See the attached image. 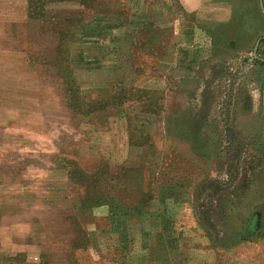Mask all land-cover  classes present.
I'll list each match as a JSON object with an SVG mask.
<instances>
[{
  "label": "rangeland",
  "instance_id": "374dc122",
  "mask_svg": "<svg viewBox=\"0 0 264 264\" xmlns=\"http://www.w3.org/2000/svg\"><path fill=\"white\" fill-rule=\"evenodd\" d=\"M206 1L0 0V264H264V15Z\"/></svg>",
  "mask_w": 264,
  "mask_h": 264
},
{
  "label": "crops",
  "instance_id": "0c3cea01",
  "mask_svg": "<svg viewBox=\"0 0 264 264\" xmlns=\"http://www.w3.org/2000/svg\"><path fill=\"white\" fill-rule=\"evenodd\" d=\"M184 1L190 7V10L192 12H194V13L198 12V17L196 18V20H194L193 22H191V21L188 22V25L186 26V30H185V36L193 37L194 34L197 33L198 35H196V36H198L200 39H203V37L205 39L207 38L208 45H210V44L212 45V37H211L210 33H208L204 24L202 25L201 23H199V22H201V19H202V17H201L202 12H205L204 10H208V5L206 4L207 1L206 0H184ZM261 1L264 4V0H259L260 8H261ZM261 11H262V9H261ZM263 15H264V13H263ZM189 23H192V24H189ZM253 33H254V30L252 31V34ZM200 34H202V35L200 36ZM256 34H257V32L255 31V35ZM204 35H206L207 37ZM187 44H189L188 47H193V48L198 49V50L200 49L198 45L196 46L194 39L191 42H188ZM199 51H201V50H199Z\"/></svg>",
  "mask_w": 264,
  "mask_h": 264
},
{
  "label": "trees",
  "instance_id": "16d2710c",
  "mask_svg": "<svg viewBox=\"0 0 264 264\" xmlns=\"http://www.w3.org/2000/svg\"><path fill=\"white\" fill-rule=\"evenodd\" d=\"M68 49H70V47H68L67 45L66 46L64 45L63 49H61L66 54V58H65L66 61H68V54H67ZM262 64H264V61H262Z\"/></svg>",
  "mask_w": 264,
  "mask_h": 264
},
{
  "label": "water",
  "instance_id": "95a60500",
  "mask_svg": "<svg viewBox=\"0 0 264 264\" xmlns=\"http://www.w3.org/2000/svg\"><path fill=\"white\" fill-rule=\"evenodd\" d=\"M261 9H262V12L264 13V4L262 1H261ZM257 45H258V42H257ZM256 50H257V46L255 48V54H256ZM263 94H264V90H263ZM263 104H264V96H263Z\"/></svg>",
  "mask_w": 264,
  "mask_h": 264
}]
</instances>
